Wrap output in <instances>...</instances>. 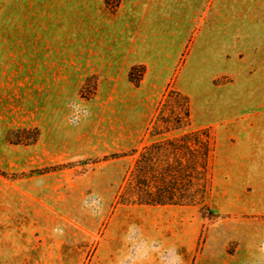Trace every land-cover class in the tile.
I'll use <instances>...</instances> for the list:
<instances>
[{"label":"rangeland","instance_id":"rangeland-1","mask_svg":"<svg viewBox=\"0 0 264 264\" xmlns=\"http://www.w3.org/2000/svg\"><path fill=\"white\" fill-rule=\"evenodd\" d=\"M262 113L264 0H0V264H264Z\"/></svg>","mask_w":264,"mask_h":264},{"label":"crops","instance_id":"crops-1","mask_svg":"<svg viewBox=\"0 0 264 264\" xmlns=\"http://www.w3.org/2000/svg\"><path fill=\"white\" fill-rule=\"evenodd\" d=\"M262 114L263 116H256L249 125L248 142L252 151L247 165L251 172L264 174V113ZM256 183L264 184V180Z\"/></svg>","mask_w":264,"mask_h":264},{"label":"trees","instance_id":"trees-1","mask_svg":"<svg viewBox=\"0 0 264 264\" xmlns=\"http://www.w3.org/2000/svg\"><path fill=\"white\" fill-rule=\"evenodd\" d=\"M130 190L135 193L136 198L134 199V203L143 204V205H165V204H178L177 201L173 200V198H162L156 197L152 194L151 189L145 190L144 184H134L133 187H130ZM144 193V194H143ZM190 203H193L191 201Z\"/></svg>","mask_w":264,"mask_h":264}]
</instances>
